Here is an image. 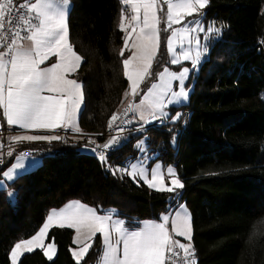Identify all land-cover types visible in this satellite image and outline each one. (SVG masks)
Wrapping results in <instances>:
<instances>
[{
	"label": "trees",
	"instance_id": "1",
	"mask_svg": "<svg viewBox=\"0 0 264 264\" xmlns=\"http://www.w3.org/2000/svg\"><path fill=\"white\" fill-rule=\"evenodd\" d=\"M71 3L69 41L83 58L74 75L84 93L79 127L105 135L110 117L126 102L124 93L129 91L123 60L131 52L124 48L125 34L117 25L121 4ZM204 19L221 32L211 40L208 57L191 78L188 104L171 110V117L188 111V124L168 122L146 133L151 146L163 142L160 158L174 163L185 187L160 193L128 176L113 175L97 156L83 152L80 142L33 147L42 158L41 166L0 189V264H11L14 244L34 235L51 210L72 200L99 213L116 209L129 228L159 220L169 208L183 203L191 213L198 264H264V224H258L264 220V0H210ZM159 61L168 64L164 40ZM154 80V75L146 78L137 97ZM141 138H130L107 156V164L121 166L137 159L135 145ZM253 225H258V234L250 236ZM74 235L70 228H53L47 242L54 240L56 257L48 260L36 250L19 264H77L72 255ZM100 248L97 235L80 264H98Z\"/></svg>",
	"mask_w": 264,
	"mask_h": 264
},
{
	"label": "snow or ice",
	"instance_id": "2",
	"mask_svg": "<svg viewBox=\"0 0 264 264\" xmlns=\"http://www.w3.org/2000/svg\"><path fill=\"white\" fill-rule=\"evenodd\" d=\"M121 2L130 6L133 13L126 25L125 20L128 17L122 11L119 24L120 30L126 33L124 48L131 52V56L123 60L124 76L129 81V91L124 93V99L128 100L131 96L132 100L123 108V113L117 111L110 117L108 129L115 134L102 145L89 139L85 147L95 145L90 151L97 153L100 162L113 175L123 171L138 184L143 181L156 192L176 193L185 187L184 183L172 167L164 169L158 163L148 166L150 157L146 153L144 140L135 145L142 158L128 161L123 168H112L108 165L107 152L109 149L118 151L124 146L121 135L125 130L123 126L132 123L127 118L128 113H138L139 121L148 124L166 118L168 112L165 109L168 106L187 102L189 90L185 87V80L191 71L188 67L179 71H171L165 67L158 73L159 83H152L143 92L139 103H135V98L140 95V85L151 76L153 61L159 51L161 17L158 12L164 11L163 6H167L163 30H172L166 41L167 52L171 56L170 64L179 65L182 60L190 61L191 68L197 69L202 55L207 52V46L202 48L199 35L192 36V33L205 32V28L198 20L191 27V22L184 24V20L194 14L203 15L210 0ZM70 6L71 0H24L18 5H14L13 0H0V109L3 110V118L8 128L24 130L20 134L13 133L9 136L6 153L8 157H12L15 151L13 144L35 141L51 143L63 139L60 135L25 134L28 130L72 129L74 132H81L77 114L83 103L82 84L75 79H69L68 75L79 69L83 58L74 51L68 40ZM173 25L183 27L173 28ZM220 32L219 27L209 26L205 40L208 35ZM178 34L179 52L174 47ZM129 40H133L131 46ZM120 55H124L123 49ZM52 57L57 59L50 66L41 67ZM173 82H178V90H174ZM121 103L123 107V101ZM180 117L181 113L177 112L172 117V122L175 123ZM117 121L114 128V122ZM2 130L3 126L0 125V134ZM4 149L5 143L0 140V163ZM97 149L100 151L97 152ZM29 156V152H20L15 158L16 163L10 165L2 175L9 181L22 178V172L26 171V165L22 161L28 160ZM29 163L34 167L42 164L35 157ZM8 195L12 197L13 193L9 192ZM139 223V227L129 228L123 219L116 217L115 210L99 214L96 208L80 201H71L62 209L51 210L34 235L14 244L10 250L11 264H18L25 253H31L37 248L43 250L44 255L51 260L55 254V242L53 240L45 246L44 241L53 226L75 229L73 242L83 245L78 251L72 252L77 264H80V260L92 248L91 241L97 233L101 234L98 264H178L181 260L182 264H198L191 243L192 218L184 205H177L174 211L169 208L166 213L161 214L159 220ZM258 224H264V220ZM257 228L258 225L252 226L250 236L258 234ZM174 236L183 237L188 243H182Z\"/></svg>",
	"mask_w": 264,
	"mask_h": 264
},
{
	"label": "rangeland",
	"instance_id": "3",
	"mask_svg": "<svg viewBox=\"0 0 264 264\" xmlns=\"http://www.w3.org/2000/svg\"><path fill=\"white\" fill-rule=\"evenodd\" d=\"M29 2H32V0H29ZM119 2H120V4H121V12L123 11L124 12V15L126 16V17H128V19H126L125 20V24L127 25L129 22H130V18H131V16L133 15V13L131 12V10H130V6H127V5H124V4H122V2H121V0H119ZM72 7V3H71V6H70V8ZM164 7V11H162V12H158V15L161 17V24H160V29H161V31H160V47H159V51H158V53H157V55H156V57H155V59H154V61H153V65H152V69H151V76L152 75H154V77H155V80L152 82V83H159V81H158V73L159 72H161V71H163V69L165 68V67H168L171 71H179L181 68H183V67H188V68H190L191 69V71H190V74H189V76H188V78L185 80V87L189 90V96H188V100H187V102H182L181 104H179V105H170V106H168L166 109H165V111L166 112H168V116L166 117V118H163V119H165L167 122H170V123H173L172 122V117H171V110L172 109H174V108H180L181 106H184V105H187L188 104V102H189V99H190V95H191V92H192V89H193V83L192 82H190L191 81V78H192V76H194L195 74H197V72H198V70H199V68H200V65L206 60V58L208 57V53H209V46H210V43L212 42V41H214V40H216L218 37H217V34L216 33H212V34H210V35H208V38L205 40V34H206V32H207V29H208V27L209 26H213L214 24L213 23H208L205 19H204V14L203 15H196V14H194L193 16H191V17H186L185 18V20H184V24H189V22H191V24H189V26L191 27L197 20L200 22V24L205 28V32H196V33H192V36H196V35H199V37H200V39H201V47L203 48V46H207V52L205 53V54H203L202 55V58H201V61H200V63H199V65H198V67H197V69H192L191 68V63H190V61H181V63L179 64V65H171L170 64V60H171V56L169 55V53L167 52V47H166V54H167V57H168V64L166 63H162L161 61H159V59H160V51H161V44H162V42H163V40H164V42H165V45H166V41H167V38H168V36L171 34V29H169L167 32H165L163 29H164V27H165V23H164V19H165V14H166V11H167V6L166 5H164L163 6ZM206 9V8H205ZM205 9L203 10V13H204V11H205ZM121 12H120V16H119V19H118V23H117V25H118V27H119V24H120V19H121ZM142 15V14H141ZM133 24L135 23V22H132ZM181 27H183V25H173V28H181ZM129 31H131V28H129L128 29ZM165 33L166 35H165V37H163V33ZM124 34L126 35V33L124 32ZM135 34H133V36H134ZM212 40V41H211ZM70 42V41H69ZM129 46H131V44L133 43V40H129ZM179 45H180V37H179V34H178V37H177V39L176 40H174V47L176 48V50H177V52H179V50H180V47H179ZM185 46H187L186 45V42H185ZM192 48H193V55H194V53H195V44L193 43V46H192ZM154 69V70H153ZM151 83V84H152ZM177 84H178V82H173V88H174V90H178V88H177ZM143 95V93H141V96ZM136 103L138 102L139 103V101H140V99H141V97H137L136 96ZM179 113H181V111L179 112ZM182 114V113H181ZM176 115V114H175ZM174 115V116H175ZM181 118V117H180ZM135 122H136V125H145V126H149V123L148 124H143V122H141V121H139V119H138V113H136L135 114ZM177 122H183V121H181L180 119L179 120H177L175 123H177ZM108 131H110V130H108ZM70 133H73V132H70ZM147 133V130L146 131H144V133L143 134H139V135H143V138H141L140 140H144V147H145V150H146V153H147V155L150 157V159H149V161H148V166L149 167H151V166H153V164H155V163H158V164H160L161 166H162V168H164V169H166L167 167H172L173 169H175V171H176V173H177V176L179 177V179H180V176H179V174H178V171H177V168L175 167V165H174V163L173 164H167V163H164L162 160H161V158H160V152H161V150L163 149V142L162 143H157L156 144V146H151L150 145V141H149V138H148V134H146ZM146 134V136H144ZM60 136H62L63 137V139L62 140H60V141H63V142H69V141H71V139H70V136H68V134H66L65 132H63V133H60L59 134ZM136 136H138V135H135V136H129L130 138H133V137H136ZM129 138V139H130ZM139 140V141H140ZM78 141H79V139H74V141H72L73 143H78ZM139 141H137V143L139 142ZM54 142H59V141H52L51 143H54ZM124 142V141H123ZM126 142H128V141H126ZM126 142H124V144L126 143ZM24 144H25V146H23L24 148L23 149H21L20 150V152H22L23 150H25V148H28V147H35V148H40L41 146L42 147H44V146H47V147H49V145H50V143L49 142H47V141H35L34 142V144L33 145H29V142L27 143V142H23ZM136 143V144H137ZM171 145H172V148L173 149H176V147H177V142H176V139L175 138H173V140H172V142H171ZM83 146V145H82ZM136 150L138 151V158H142V154L140 153V151H139V149H137L136 148ZM26 151V150H25ZM82 151L83 152H86V151H90V149L89 148H82ZM93 154H94V152H92ZM19 155V152L18 151H16V153H14L13 154V156L12 157H9V159H8V161L10 160V159H14L13 157H17ZM35 155H37L36 153H35V151H34V156H32V157H36ZM38 156V155H37ZM41 158V157H40ZM32 158H28V160L27 161H30ZM15 160V159H14ZM13 160V161H14ZM36 160H37V158H36ZM38 160L39 161H41L42 162V159H39V157H38ZM136 159H133L132 161H135ZM7 161V162H8ZM128 161H130V160H128ZM128 161L127 162H125L124 164H122L121 166H114V167H112V168H123V167H125L126 165H127V163H128ZM13 163V162H12ZM7 164V163H6ZM29 170H31V171H29V172H32V171H35L36 169H38L39 167H34L33 165H30L29 166ZM117 174L118 175H120V176H128L126 173H124L123 171H121V172H117ZM128 177H130V176H128ZM131 178V177H130ZM132 179V178H131ZM133 180V179H132ZM181 180V179H180ZM134 181V180H133ZM182 181V180H181ZM134 182H136V181H134ZM137 183V182H136ZM139 183H143V181H140ZM166 183H167V177H166ZM152 190H154V189H152ZM181 205H184L186 208H187V206L185 205V204H181ZM176 208V207H175ZM175 208L173 209V211L175 210ZM56 210H59V209H56ZM187 210H188V212L190 213V211H189V209L187 208ZM50 214V213H49ZM191 214V213H190ZM139 225H140V223H139ZM53 228H55V226L54 227H52L50 230H49V232L53 229ZM169 228H170V230H171V224H169ZM49 232H48V234H47V237H46V239H45V241H44V243H45V246L47 245V244H49L48 242H47V239H48V235H49ZM192 234H193V231H192ZM178 237V236H177ZM181 240H182V242L183 243H188V241H186V240H184V238L183 237H179ZM192 242V241H191ZM38 249V248H37ZM37 249H35V250H37ZM57 248H56V246H55V250H56ZM34 250V251H35ZM33 251V252H34ZM25 254H28V253H25ZM24 254V255H25ZM23 255V256H24ZM22 256V257H23ZM22 257L19 259V261H18V264H19V262H20V260L22 259ZM82 260V259H81ZM80 260V261H81ZM10 263H11V257H10Z\"/></svg>",
	"mask_w": 264,
	"mask_h": 264
},
{
	"label": "built area",
	"instance_id": "4",
	"mask_svg": "<svg viewBox=\"0 0 264 264\" xmlns=\"http://www.w3.org/2000/svg\"><path fill=\"white\" fill-rule=\"evenodd\" d=\"M13 2H14V5H18L19 3L24 2V0H13ZM161 2H162V0H161ZM21 11H23V10H21ZM6 27H7V25H6ZM0 50H2V49H0ZM127 104H128V102H125L123 104V107H121L118 111L120 113H123V108L127 107ZM189 117H190V113L188 111H183L182 114H181V118H180V120L183 121V122H177V123L178 124H182L183 123L184 125H186V124H188ZM122 118H124V117L122 116ZM127 118L131 119L132 123H129V124L123 126L124 129H125L124 132L121 134L123 138H125L126 136L129 137V136H135V135L143 134L144 131H146L148 128H152V127L153 128H162V127H164V126H166L168 124V122L165 119H162V120H156L153 123H149V126L136 125L135 114L131 113V112L128 113ZM116 123H118V121L114 122V128H115ZM13 133L14 132H3L2 134H0V140H2L5 143V149H4L3 155H2V163H0V170L5 167L8 159H9V157L6 154L7 150H8V138ZM65 133L68 134V136H70L71 141H74V139H79L78 142H80L83 145L84 148H85V145L88 144V140L89 139H92V140L96 141L97 144H101L102 145V144H104L107 141V139L110 138L111 135L115 134L114 132H110V131H108V133L105 134V135H102V134H98V135L97 134H90V133H85V132H79V133L73 132V133H70L69 131H66ZM15 134H18V132L15 133ZM144 136H146V134ZM23 146H25V144L23 142L22 143H18V144H13L12 147L15 149L13 154L16 153V151H18L20 153V150L24 148ZM94 146L95 145H88V147H86V148L91 149ZM99 151H100V149H97V152H99ZM22 152H26V151L23 150ZM115 152H113L111 149H109L108 152H107V156L110 155V154H114ZM94 155L97 156V153H94ZM179 205H181V204H179ZM174 238L175 239H179L178 237H175V236H174ZM179 240L182 242L181 239H179ZM177 250L179 251V249H177ZM181 256H182V253H181ZM196 259H197V256H196ZM197 261H198V259H197ZM178 264H182V260L178 261Z\"/></svg>",
	"mask_w": 264,
	"mask_h": 264
},
{
	"label": "crops",
	"instance_id": "5",
	"mask_svg": "<svg viewBox=\"0 0 264 264\" xmlns=\"http://www.w3.org/2000/svg\"><path fill=\"white\" fill-rule=\"evenodd\" d=\"M32 2H34V0H32ZM70 9L71 8H69V12H70ZM68 15H69V13H68ZM162 23V22H161ZM68 40H69V34H68ZM70 43V42H69ZM74 49V48H73ZM75 51V50H74ZM57 58L56 57H52V58H50L48 61H46V63L44 64V65H41V67H47V66H50L55 60H56ZM82 64V63H81ZM81 66V65H80ZM80 68V67H79ZM79 70V69H78ZM77 70V71H78ZM77 71L76 72H74V73H70L69 75H68V78L69 79H75L74 78V75L77 73ZM76 80V79H75ZM146 80V79H145ZM145 82V81H144ZM143 82V83H144ZM143 83L140 85V89H141V87H142V85H143ZM82 91H83V88H82ZM129 100H132V97L131 96H129V98H128V100H126V102H129ZM138 103V102H137ZM83 106H84V93H83V103L81 104V107H80V109H79V112H78V114H77V122H78V125H79V119H80V114H81V111H82V109H83ZM1 116H3V110L2 109H0V125H2L3 126V122H2V117ZM5 121V120H4ZM5 125H6V121H5ZM80 128V127H79ZM24 130H21V129H18V128H15V129H13V128H8V126L6 125V129H4V127H3V130H2V133L3 132H14V133H17L18 132V134H20L21 132H23ZM67 131H69V132H74L72 129H68ZM63 132H66L64 129H56L55 131H46V130H28L25 134H28V135H59L60 133H63ZM82 132V131H81ZM129 138L130 137H128V136H126L125 138H124V141L126 142V141H128L129 140ZM28 143V142H27ZM34 144V142H29V145H33ZM25 150H26V152H29L30 153V156H29V158H32V156H34V151L32 150V147L30 146V147H28V148H25ZM86 153H90V154H93L92 153V151H86ZM36 157L35 158H37V160H38V157L39 156H37V155H35ZM14 159L16 158V156L15 157H13ZM39 159H42V158H40L39 157ZM23 163H25V165H26V171H23L22 172V175L23 174H27V173H30L29 171H31V170H29L30 168H29V166L30 165H32V164H30L29 163V161H27V160H25V161H22ZM14 163H16V159L13 161V163L12 164H14ZM11 164V165H12ZM10 167V166H9ZM8 167V168H9ZM8 168L6 169V170H8ZM5 170V171H6ZM16 179H14V180H12V181H9V180H7L3 175H2V173H0V185H2V187H0V189H5V188H7V186L9 185V184H11V183H13L14 181H15ZM72 201H77V200H72ZM69 202H71V201H67L60 209H62L63 207H65V205H67ZM108 210H115V213H116V217H117V210L116 209H108ZM108 210H106L104 213H106ZM99 213V212H98ZM104 213H99V214H104ZM117 218H119V217H117ZM119 219H121V218H119ZM125 221V220H124ZM149 221H155V220H149ZM125 225L127 226V224H126V221H125ZM140 225H138L137 227H139ZM54 227V226H53ZM56 227V226H55ZM128 227V226H127ZM136 227V228H137ZM52 228V227H51ZM50 228V229H51ZM66 228V227H65ZM72 230H74V232H75V229H72ZM97 235H100L101 236V234H99V233H97ZM96 235V236H97ZM95 236V237H96ZM94 237V238H95ZM175 237H177V236H175ZM179 238V237H178ZM74 239H75V235H74ZM74 239H73V241H74ZM180 239V238H179ZM74 243V242H73ZM91 243H92V241H91ZM192 243V242H191ZM47 246V245H46ZM83 245L81 244V245H77V244H75L74 243V248L72 249V252H73V250H79V248L80 247H82ZM37 250H41V249H37ZM36 251V250H35ZM43 251V250H42ZM32 253V252H31ZM44 253V252H43ZM56 255H57V249L55 250V254L53 255V257H52V259L51 260H53L55 257H56ZM87 255V254H86ZM85 255V256H86ZM85 256L82 258V260L85 258ZM47 259H48V257H46ZM75 259V258H74ZM49 260V259H48ZM76 260V259H75ZM81 260V261H82ZM80 261V262H81Z\"/></svg>",
	"mask_w": 264,
	"mask_h": 264
},
{
	"label": "bare ground",
	"instance_id": "6",
	"mask_svg": "<svg viewBox=\"0 0 264 264\" xmlns=\"http://www.w3.org/2000/svg\"><path fill=\"white\" fill-rule=\"evenodd\" d=\"M135 102H136V99H135Z\"/></svg>",
	"mask_w": 264,
	"mask_h": 264
}]
</instances>
